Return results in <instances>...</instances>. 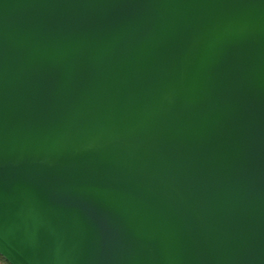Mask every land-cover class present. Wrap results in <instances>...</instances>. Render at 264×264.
I'll list each match as a JSON object with an SVG mask.
<instances>
[{
    "label": "water",
    "instance_id": "obj_1",
    "mask_svg": "<svg viewBox=\"0 0 264 264\" xmlns=\"http://www.w3.org/2000/svg\"><path fill=\"white\" fill-rule=\"evenodd\" d=\"M9 264H264V0H0Z\"/></svg>",
    "mask_w": 264,
    "mask_h": 264
},
{
    "label": "trees",
    "instance_id": "obj_2",
    "mask_svg": "<svg viewBox=\"0 0 264 264\" xmlns=\"http://www.w3.org/2000/svg\"><path fill=\"white\" fill-rule=\"evenodd\" d=\"M0 264H9V263L0 255Z\"/></svg>",
    "mask_w": 264,
    "mask_h": 264
}]
</instances>
